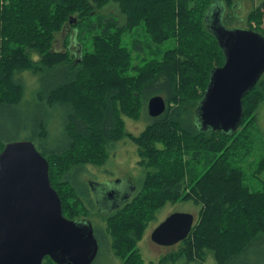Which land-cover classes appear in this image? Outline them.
<instances>
[{
    "label": "trees",
    "instance_id": "trees-1",
    "mask_svg": "<svg viewBox=\"0 0 264 264\" xmlns=\"http://www.w3.org/2000/svg\"><path fill=\"white\" fill-rule=\"evenodd\" d=\"M90 1L98 7L109 2L117 3L125 21L117 26L111 18L103 20L101 35L93 39V52L86 55L83 45L78 41V26L83 20L94 16ZM190 1L192 5L187 9L183 6V0H0V114H14L7 106H14L19 101L22 89L13 76L16 68L33 64L25 57L24 51L25 48L31 49L32 53L41 58V64L51 71L40 79V100H35L41 109L42 103H45L46 110L52 114L62 112L61 121H53L60 125L62 133L59 139L53 137L52 140V134L38 113H35L31 123L24 120L20 127L29 126L31 138L39 140L37 143L42 150L40 154L48 163L49 182L60 198L62 215L67 219L71 218L73 208L63 191L76 192L71 183L75 175L73 170H76L72 168L73 165L78 164L81 168V164L90 162L86 153L90 149L95 155L102 156L100 153H103L104 144L113 140L115 135L123 133L121 114L138 117L142 98L163 95L166 109L156 118H150L146 113L150 126L134 138L139 141L141 161L146 162L148 158L149 162L160 164V158L154 157L151 152L152 142L159 140L180 145L188 130L218 138L216 144L208 147V151L200 148L201 141H197V147L187 144L193 153L201 149L207 153V161L212 165L203 176L184 177V170L189 168L191 159L183 165L180 163V155L175 154L173 163L164 166L169 168L156 173L148 182L153 190L147 196L148 201L132 204L136 191L127 202L106 214L113 219L119 241L115 250L123 260L122 264H146L135 249L136 242L142 237L143 220L153 216L155 209L163 203L180 199L181 193L187 188L190 192L182 198H193L205 206V209H201L200 221L194 222L191 232L182 241L188 259L194 258V247L199 249L200 246H206L215 251L214 264H235L237 259L262 241L259 240L261 237L251 238L254 228L264 222V181L261 192L251 193L242 184L239 161L251 153L243 125L247 127L255 121V110L261 102L264 103L262 94L261 97L253 96L260 85L264 91V79L260 78L242 99L243 117L238 127L242 128L241 131L237 129L234 133H223L202 131L195 127V111L207 87L210 71L224 63L223 52L206 24L205 17L211 6L224 1L210 0L207 4L204 1L206 8L202 21L195 14L203 4ZM224 6L227 7L228 3ZM200 10L202 13V8ZM261 10L264 11V5L252 7L247 18L249 23L254 20L261 25ZM74 14L76 16L73 17ZM176 19L179 29L175 27ZM65 27L72 30L69 41H66V54L75 63L72 70L62 66L67 63L60 55L67 60L66 54L52 51L49 47L53 33ZM138 27H141L145 35L146 48L158 47L170 40L173 47L159 60L152 58L141 66H133L132 54L121 45V39L124 33ZM72 34L79 43L76 51L69 47ZM260 35L263 36V33ZM13 43H18L19 51L10 49ZM131 69L135 71L134 74H128ZM176 77L181 79V89L188 90L190 95L197 94L198 102L192 116L187 108V117L179 116V108L170 112L168 117L165 116L169 103L181 98L175 92ZM3 117L2 121L10 123L7 117ZM167 120L170 125L164 127ZM4 122L0 124V145H3L0 151L6 143L11 142L2 141ZM175 127L182 129V135L176 133ZM51 129L56 131L57 127L53 124ZM164 135L165 140L158 137ZM30 139L26 140L32 141ZM255 169L257 172L264 171V159L257 163ZM183 184L185 187H182ZM197 227H200L203 237L193 245L192 234ZM168 261L175 260L163 257L154 264H165ZM47 262L54 264L48 258Z\"/></svg>",
    "mask_w": 264,
    "mask_h": 264
},
{
    "label": "rangeland",
    "instance_id": "rangeland-1",
    "mask_svg": "<svg viewBox=\"0 0 264 264\" xmlns=\"http://www.w3.org/2000/svg\"><path fill=\"white\" fill-rule=\"evenodd\" d=\"M194 1L203 4L198 7V12L196 11L197 13L195 14V17H199L202 21L206 4L210 0ZM204 1H206V4H204ZM223 1L225 4L222 3L223 5L221 4L220 7H225L224 5H226V2L228 3V6L225 7L224 19L221 16L220 22L226 29L250 28V30L259 34L263 33L264 37V11L261 10V25L256 24L254 20L250 23L249 19L247 20L253 5H264V0H252L253 3L250 0ZM197 3L196 5H198ZM190 4L192 5V1L183 0L184 8H190ZM91 5V13H94V16L83 20L78 26V41L83 45L86 55L93 52V39L95 36L101 35V27H104L103 20L111 18L116 21L115 23L117 26L121 23L123 24L125 21L124 15L121 13L118 4L115 2H109L102 7H98L92 2ZM177 6L178 5L176 4V8ZM200 8H202V13ZM72 16L74 17L76 14ZM191 20L196 23L194 18H191ZM174 23L176 29H179L180 27L177 19ZM71 31L72 30L69 27L61 28L55 31L53 33V39L49 43L51 50L57 51L60 54H66V41H69L70 34L72 33ZM72 36L74 35L72 34ZM78 41L75 40V43H73L72 46H69L72 51L79 49ZM145 42V35L141 27L122 35L121 45L126 47L131 52L133 66H141L145 61L152 58H158L159 60L168 49L170 50L173 47V42L171 40L159 44L158 47L152 46L149 49L146 48ZM10 49L15 51L20 50L18 43H13ZM24 51H26L25 57H28L31 63L36 65L27 64L26 66L15 69L13 78L16 84L21 87L22 91L19 101L14 104V106H7L9 110L14 112V114H0V124L4 122L2 121L4 120L3 116L7 117L10 121V123H8V121H6V123L4 122V136L2 137V141L5 143L7 140L14 142L30 139L31 128L27 125H22V127H20V125L24 120L27 121V123H31V121L35 118V113H38L40 117H42V122L45 121V127H47L50 135L52 134L51 139L53 140V137L59 139L62 129H60V125L57 122L53 121H61L62 112L60 111L58 114L53 113V115L51 112L46 110L45 103H42L43 106L41 109L38 107L39 105H37L38 101L35 100L36 98L40 100L39 92L41 90L38 92V89H41L42 87L41 83H39L40 79L45 77V75L49 74L51 71L41 64V58L37 54L32 53L31 49L25 48ZM60 57L67 63L62 64V66H67L69 70H72L75 63L73 64L70 61L69 54H66L67 60H65V58L61 55ZM134 72L135 71L131 69L128 71V74H134ZM260 78L264 79V73ZM175 86V92L178 97L181 98L169 103L168 111L165 116L168 117L171 115L170 112H173L177 108H179L178 114L180 117H187L188 111L192 116L193 109L198 102L197 94L190 95L188 90L181 89L182 82L180 77H176ZM262 89L263 88L260 85L257 88V92L253 93V96L261 97L262 94V97H264V91ZM148 98L149 96L147 98H142V105L140 106L138 117L134 118L121 114L123 133L121 135H115L113 140L110 141L111 143L108 142L104 144L102 148L103 153H100L102 156L95 155L94 151L90 149L86 152L90 158V162L81 164V168H79L78 164L73 165L72 168H76V170H73L75 175L73 176V182L71 183L75 187L77 193L73 190L63 191V194L68 198V201L73 208L70 212L71 218L69 219H86L93 226L94 233L96 235L95 237L98 240V252L91 264H122L123 262V260L116 254L117 251L115 250V245L119 241L117 240L113 227V219L107 217V209L100 204L106 193H109L111 190L122 192L126 187V182H130L137 191L132 204H139L143 200V202L148 201L146 200L147 196H149L151 191H153L152 188L149 187L150 184L148 182L153 179V176L156 175V173L162 171L164 168H169L164 166L166 164L173 163L175 154L180 155V163L183 165L188 163L191 159L189 168L184 170V177L188 175H196L197 178H200L206 171L208 172L211 169L212 164L208 163L207 153L202 151V149L208 151V147L216 144L218 138L214 139L212 135L203 136L196 133L194 130H188L187 136L182 138L180 145L176 142L168 143V141H153L151 152L154 157L157 156L160 158V164L151 163L148 158L146 162L140 160L139 141L134 138L138 137L150 126V120L146 115V103ZM185 108H187L188 111ZM254 116L255 121L252 124L247 127L245 126L246 124L243 125V128H246L245 131L248 135V143L250 144L251 153L246 158L241 159L239 161V165L242 168V184L247 186L251 190V193H259L263 188L264 171L257 172L255 168L257 163L264 159L263 102H261L255 110ZM168 120L164 127H169L170 123ZM193 121L195 126H198L197 115ZM53 124L57 127L56 131L55 129H51ZM175 130L177 134L182 135V129L175 127ZM238 130L241 131L242 128H239ZM155 135L157 136V134ZM158 137L163 140L166 138L165 135ZM30 140H32L36 150L39 153L42 152L40 145L37 143L39 140L36 138H31ZM197 141H201L200 148L202 149L193 153L187 148V144L190 147H197L195 146ZM1 146L3 145H0V147ZM212 158H214L213 153ZM182 187H185V184H183ZM184 191L185 192L181 193L182 197L190 192L189 188L184 189ZM192 194L195 196V193L192 192ZM182 197L174 201H167L163 203L155 209L156 211L153 213V216L149 219L143 220L144 225L142 237L136 242L135 249H137L139 254H141V257L146 264L157 263L163 257H170L175 260L168 261L165 264L215 263V251L206 246H200L199 249H197V246L194 247V258L188 259L185 256L186 247L183 242L173 246H161L157 245L150 239L149 236L151 232L171 213H189L194 216L197 223L200 221L201 209H205V206L202 202L198 203L193 198L183 199ZM150 207H152V204ZM262 220H264V216L262 217ZM109 224L112 225L109 227ZM200 227H197L192 234L193 245H196L197 239L203 237ZM257 237H261L259 240L262 241L257 243L250 252L246 253V255L237 259L235 264H264V222L257 225L252 232L251 239ZM47 258H44L42 264H48Z\"/></svg>",
    "mask_w": 264,
    "mask_h": 264
},
{
    "label": "water",
    "instance_id": "water-1",
    "mask_svg": "<svg viewBox=\"0 0 264 264\" xmlns=\"http://www.w3.org/2000/svg\"><path fill=\"white\" fill-rule=\"evenodd\" d=\"M221 4L211 6L205 21L223 52L224 63L210 71L195 111V127L234 133L243 117L242 99L264 73V37L250 29H226L220 22L225 12ZM165 109L162 96L147 100L150 118L161 116ZM133 192L135 187L126 182L122 192L111 190L100 204L110 213ZM193 224L192 214L171 213L151 232L150 239L161 246L176 245L187 238ZM97 252L92 224L62 215L59 196L49 182L48 163L32 141L6 143L0 151V264H42L45 257L55 264H91Z\"/></svg>",
    "mask_w": 264,
    "mask_h": 264
},
{
    "label": "flooded vegetation",
    "instance_id": "flooded-vegetation-1",
    "mask_svg": "<svg viewBox=\"0 0 264 264\" xmlns=\"http://www.w3.org/2000/svg\"><path fill=\"white\" fill-rule=\"evenodd\" d=\"M250 1H251V0H250ZM251 2H252V1H251ZM252 3H253V2H252ZM133 194H134V192H133ZM133 194H132V195H133ZM132 195H131V197H132ZM131 197H130V198H131ZM113 205H114V204H113ZM115 206H116V204H115Z\"/></svg>",
    "mask_w": 264,
    "mask_h": 264
},
{
    "label": "crops",
    "instance_id": "crops-1",
    "mask_svg": "<svg viewBox=\"0 0 264 264\" xmlns=\"http://www.w3.org/2000/svg\"><path fill=\"white\" fill-rule=\"evenodd\" d=\"M72 38H73V36H72ZM150 237V236H149Z\"/></svg>",
    "mask_w": 264,
    "mask_h": 264
}]
</instances>
